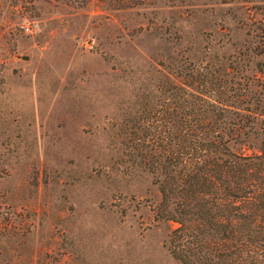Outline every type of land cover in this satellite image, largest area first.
Returning a JSON list of instances; mask_svg holds the SVG:
<instances>
[{
    "label": "rangeland",
    "instance_id": "obj_1",
    "mask_svg": "<svg viewBox=\"0 0 264 264\" xmlns=\"http://www.w3.org/2000/svg\"><path fill=\"white\" fill-rule=\"evenodd\" d=\"M196 63L263 95L264 0H0V264H180L142 140Z\"/></svg>",
    "mask_w": 264,
    "mask_h": 264
},
{
    "label": "trees",
    "instance_id": "obj_2",
    "mask_svg": "<svg viewBox=\"0 0 264 264\" xmlns=\"http://www.w3.org/2000/svg\"><path fill=\"white\" fill-rule=\"evenodd\" d=\"M210 70L171 83L169 115L142 140L157 213L173 223L166 249L180 264H264V94Z\"/></svg>",
    "mask_w": 264,
    "mask_h": 264
},
{
    "label": "built area",
    "instance_id": "obj_3",
    "mask_svg": "<svg viewBox=\"0 0 264 264\" xmlns=\"http://www.w3.org/2000/svg\"><path fill=\"white\" fill-rule=\"evenodd\" d=\"M23 29H24V31H27L29 29V27L24 26Z\"/></svg>",
    "mask_w": 264,
    "mask_h": 264
}]
</instances>
